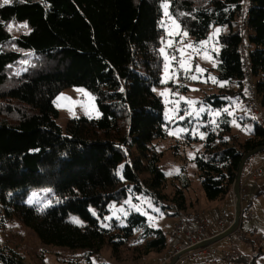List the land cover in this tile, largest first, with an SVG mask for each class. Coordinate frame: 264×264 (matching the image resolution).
I'll use <instances>...</instances> for the list:
<instances>
[{
	"label": "trees",
	"instance_id": "16d2710c",
	"mask_svg": "<svg viewBox=\"0 0 264 264\" xmlns=\"http://www.w3.org/2000/svg\"><path fill=\"white\" fill-rule=\"evenodd\" d=\"M163 1L11 0L0 7V209L46 245L85 251L89 260L105 245L115 256L125 246L141 247L139 257L159 253L167 238L131 209L129 197H146L172 216L189 208V181L164 194L154 145L169 127L155 93ZM170 12L195 41L214 26L229 28L220 36L219 91L203 100L220 111L217 129L205 128V149L195 159L206 199L217 201L232 193L244 156L264 147V127L256 118L250 125L230 102L247 99L245 48L264 107V0H171ZM25 22L21 33L8 30ZM78 87L95 96L101 116L73 118L64 132L55 99ZM235 121L250 125L244 141L232 133ZM32 191L50 205H28ZM0 264L26 262L0 239Z\"/></svg>",
	"mask_w": 264,
	"mask_h": 264
},
{
	"label": "rangeland",
	"instance_id": "374dc122",
	"mask_svg": "<svg viewBox=\"0 0 264 264\" xmlns=\"http://www.w3.org/2000/svg\"><path fill=\"white\" fill-rule=\"evenodd\" d=\"M170 2L171 0H164L162 3L163 16L160 26L164 30V34L160 53L163 58V69L161 86L155 89V93L161 97L164 104L165 120L169 127L167 137L155 141L154 145L161 154L160 166L166 175L164 194L172 196L175 191L184 186L186 181H189L191 186L185 193L187 199L199 203L197 208H194L195 205L190 207L189 204L186 211H181L177 215L185 213L203 214L204 218L208 220L206 210L207 207L211 206V201L205 197L195 159L205 149L207 137L205 128L217 129L219 118L217 113L220 111L205 104L203 100L206 94L218 93L219 91L220 85H216V77L218 76L216 70L218 67L217 56L222 50L220 36L227 34L229 28L214 26L205 39L195 41L171 15ZM165 3L168 4L167 14H165L163 7ZM242 29L246 31L245 26ZM11 30L10 32L15 35L23 32L25 28L22 25L13 24ZM184 32L187 33L186 36L182 34ZM189 44L193 47L188 48L187 45ZM179 49L183 50V54L178 51ZM245 50L247 51V49ZM178 61H183V68L179 66ZM197 68L203 69V71H197ZM192 76H196L197 79H192ZM255 81L257 82V78ZM244 83L247 99L245 102L230 99L231 109L237 115L246 114L250 120L248 122L250 125L255 118L262 125L264 107L262 110L259 107L256 110L249 107L251 101L249 82L246 79ZM80 89L84 91H79ZM231 89L238 90V87L234 85ZM55 106L60 113L57 123L64 132L68 122L73 118H99L101 116L95 96L83 87L64 89L55 99ZM255 111L262 112L254 113ZM250 125H242L235 121L232 125L233 135L237 136L238 140L244 141L249 136L248 128ZM262 155L264 156V152L251 157L247 161L242 175V193L244 199L247 198L246 201L242 200V211L250 209L253 213L252 217L245 219L242 215L241 224L233 235L215 245L206 246L214 250H227L230 253H232L231 249L234 252V247H237L245 256L244 259L238 260L233 254V260L237 264H250L251 260H255V264H264V245L259 240L264 237V178L253 180L251 177L255 169L262 163ZM142 178L147 180L148 174L145 172ZM137 200L138 202H134L133 198L129 197L128 202L131 204V209L145 216L148 224L153 229H160L167 238L166 248L162 252H152L146 256L141 253L139 257V254L135 253L134 250L141 247L127 248L125 246L120 254L115 256L111 248L105 245L99 256L89 260V257L84 255L85 251L44 244L31 228L25 226L15 217L7 218L1 209L0 239L5 246L16 251L26 264H169L175 255L181 253H177V250L184 243L175 246L174 243L178 244L184 238L173 237L172 235L173 227L179 216H172L168 211L167 213L164 212L161 206L156 205L146 197H138ZM166 202L168 204L170 199ZM26 203L40 207L50 205L40 196L39 191L29 193ZM213 207L220 215L216 218L214 214L213 219L209 216L212 220L218 219L215 224L218 233L214 235L209 234L212 223L208 220L210 225L207 236L210 239L229 229L235 217V202L232 200H220ZM223 212L232 218L230 222L225 221V226L219 225V219ZM208 213L210 212L208 211ZM113 216L123 218L115 212ZM208 258V261L202 264H226L224 260L214 256Z\"/></svg>",
	"mask_w": 264,
	"mask_h": 264
},
{
	"label": "built area",
	"instance_id": "2783aa9c",
	"mask_svg": "<svg viewBox=\"0 0 264 264\" xmlns=\"http://www.w3.org/2000/svg\"><path fill=\"white\" fill-rule=\"evenodd\" d=\"M242 61L243 69L245 72V80L249 82V93L251 95V101L249 104L250 108L256 110L258 107L262 110V104L259 100L257 91V82L252 75L251 65L249 61V56L247 51L242 48ZM262 112V111H259ZM255 111L254 113H259ZM262 125L264 126V114L262 118ZM253 180H260L264 178V164L255 169L254 173L251 175ZM242 189H241V199L244 200ZM170 215H175L174 211H170ZM242 215L245 219H250L252 217V212L250 209H245L242 211ZM178 221L174 225L172 230L173 237L184 238V243L178 248V252H183L184 250L195 247L201 243L206 242L210 238L207 236L210 222L204 218L203 214L185 213L177 215ZM227 220L226 212H223L219 219V225L225 226V221ZM214 238V237H213ZM264 245V237L259 239ZM214 256L218 259L224 260L226 264H237L233 260V254L227 250H214L210 247H204L196 250H190L182 254L177 260L176 264H199V261L204 257Z\"/></svg>",
	"mask_w": 264,
	"mask_h": 264
},
{
	"label": "water",
	"instance_id": "95a60500",
	"mask_svg": "<svg viewBox=\"0 0 264 264\" xmlns=\"http://www.w3.org/2000/svg\"><path fill=\"white\" fill-rule=\"evenodd\" d=\"M264 152V147L262 148H258L248 154H246L240 164V168H239V172H238V175H237V179L233 185V189H232V192H233V196H234V200H235V217H234V220H233V223H232V226L227 229L225 232H223L222 234H220L219 236L217 237H214V238H211L209 240H207L206 242L204 243H201L195 247H192L190 249H187V250H184L183 252L175 255L171 262L169 264H176L177 260L179 259V257L187 252V251H190V250H196V249H200V248H203V247H206V246H210V245H214L216 244L217 242H220L222 240H224L225 238L233 235L235 233V231L239 228L240 224H241V219H242V199H241V189H242V175H243V171H244V167L247 163V161L255 156L256 154L258 153H262Z\"/></svg>",
	"mask_w": 264,
	"mask_h": 264
},
{
	"label": "crops",
	"instance_id": "0c3cea01",
	"mask_svg": "<svg viewBox=\"0 0 264 264\" xmlns=\"http://www.w3.org/2000/svg\"><path fill=\"white\" fill-rule=\"evenodd\" d=\"M261 159H263L262 160V163L264 162V156L262 155L261 156ZM261 163V164H262ZM260 164V165H261ZM259 165V166H260ZM258 166V167H259ZM225 199H227V201H230V200H232V201H234L235 202V200H234V196H233V194H229L226 198H224V199H220V200H225ZM247 199V198H246ZM246 199H244L245 201H246ZM189 200V199H188ZM220 200H217V201H212V202H214V203H212V202H210L211 203V206L210 207H207L208 209L206 210V215H207V218H208V220L212 223V227L209 229V234L210 235H214V234H217L218 233V229H217V227L215 226V224H216V221L218 220H212L213 219V216H214V214H215V216H216V218H217V216L218 215H220V213H218V211L216 210V209H214V207H213V205L215 204V203H217V202H219ZM244 201V202H245ZM199 202L200 203H202V201H200L199 200ZM189 204H190V207H191V205H195V207L194 208H197V205L199 204V203H195V201L193 200H189ZM192 211V210H191ZM208 211L210 212V213H208ZM252 215H253V213H252ZM212 218H210V217ZM228 217V216H227ZM231 217L229 216L228 218H227V220L230 222L231 221ZM184 242V240H182V241H180V242H178V244L177 243H174L175 244V246L177 245V246H179V245H181L182 243ZM218 243V242H217ZM216 243V244H217ZM215 245V244H214ZM176 248V247H175ZM231 252H232V254H234L235 255V257L236 258H238V260H240V259H244L245 258V256H243L242 255V253H241V251H240V249H238L237 247H234V252L232 251V249H231ZM209 257H211V256H209ZM208 257L207 258H205V259H203V260H200L199 261V264H202L203 262H205V261H208ZM252 261V260H251Z\"/></svg>",
	"mask_w": 264,
	"mask_h": 264
},
{
	"label": "snow or ice",
	"instance_id": "6c2138e0",
	"mask_svg": "<svg viewBox=\"0 0 264 264\" xmlns=\"http://www.w3.org/2000/svg\"><path fill=\"white\" fill-rule=\"evenodd\" d=\"M10 3H11V0H3V3L0 4V7H2L3 5L10 4ZM163 7H164V9H165V14H167L168 4L165 3V4L163 5ZM22 27L27 28V27H28L27 23L25 22V23L22 25ZM8 30L11 31V26H9V29H8ZM217 31H219V30H217ZM182 34H183L184 36L187 35L186 32H184V33H182ZM210 39H211V38H210ZM203 43H207V42H203ZM187 47H188V48H192L193 46H192L191 44H189V45H187ZM178 51H180L181 54H183V50H182V49H179ZM161 52H163V49H161ZM173 59H175V56H173ZM177 63L179 64V66H180L181 68L184 67V65H183V61H178ZM197 71H203V69H199V68H197ZM191 78H192V79H197L196 76H192ZM213 81L215 82L214 78H213ZM79 91H82V92H83L84 90H83V89H80ZM162 95H163V93H162ZM189 103H192V102H189ZM201 110H203V109H201ZM225 111H227V109H225ZM217 115H219V113H217ZM169 174H171V173H169ZM157 211H158V210H157ZM72 221H73L74 223L81 224V222L78 220V218L73 217V218H72Z\"/></svg>",
	"mask_w": 264,
	"mask_h": 264
}]
</instances>
